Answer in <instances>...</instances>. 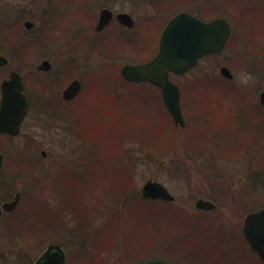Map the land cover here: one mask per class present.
I'll return each instance as SVG.
<instances>
[{
    "label": "rangeland",
    "instance_id": "1",
    "mask_svg": "<svg viewBox=\"0 0 264 264\" xmlns=\"http://www.w3.org/2000/svg\"><path fill=\"white\" fill-rule=\"evenodd\" d=\"M79 1L0 0V20L9 24L7 26L10 27L7 29H13L12 33L18 37L11 41L12 38H7L6 29V34L3 33L0 38V54L7 58L6 64L0 65V81L11 70H16L23 77L25 93L32 97V109L21 127L20 134L12 140L9 137H0L2 152L5 154L0 178L16 166L17 169L20 167L24 169L25 158L31 159L30 166L32 163L35 164L33 173L27 172L29 176L21 175L22 177L17 180L19 182L13 183L14 188L22 191V195L27 199L20 200L15 211L16 220H22L24 212L35 211L37 205L34 201L41 202L42 205L45 202L54 205L59 190L54 183L50 184L46 180V176L49 172L51 175H59L63 167L68 166L71 169L84 161L87 158L84 155L86 150L92 146L97 149L95 138L100 137L102 145L99 148L109 154H106L109 166L114 165L111 171H117L116 165L122 163V160L125 161L127 158L124 157L125 152H128L129 159L135 164L130 170L132 172L130 178L124 180L125 184L126 181H130V188L128 183L125 187L132 192L114 209L111 207L117 200L106 196L104 201H99V205L96 206H92V199L88 201L90 205L86 204L87 207L84 206L83 209L64 206L65 212L62 211L56 217L51 216L52 222L49 225L53 228L44 239L41 248L50 242L62 244L66 252L65 264H82L81 257L87 256H91V261L96 264H123L118 246L116 248L110 246L111 249L102 246L101 236L107 233L111 226L110 239L116 242L120 240L126 243L130 235L135 237L144 235V243L148 236L160 242L166 232H169L165 242L172 243L173 240L180 248L174 253L173 251L165 253L169 259L188 261L197 258L198 261H212L205 264L217 263L212 260L217 256L212 244L219 243L225 249L231 240L240 239L241 222L246 211L264 206V185L263 188L259 187L258 182L248 176L251 171L263 170L264 174V133L258 139V150H255L254 146L252 151L247 153L237 152L235 142H231L237 130L233 119L236 115L244 118L245 114L241 108L249 107V102L253 107L259 104V94L264 87L263 66L261 63L257 67L252 66L253 57L260 61L264 60V34L259 31L260 23L264 24V0L259 2L260 7L253 15L252 8L258 4L256 2L258 0H223L226 4V15L233 24V32L220 58L217 59L225 61L233 73V78L228 80L220 74L217 63L219 60L214 58L209 60L205 75L200 73L201 68L192 71L199 76L196 79L201 80L200 84H195L197 86L192 92L185 93L187 97L185 101L189 102L185 103L187 123L183 129L175 126L169 115L161 112V106L153 103L154 99L149 97L147 91L151 88L125 82L121 77V65L136 60L135 56L126 52L112 53L111 46L106 44H97L95 46L97 52L91 50L93 41L84 38L87 36L91 39L92 32L77 34L79 25L71 24L69 29L73 31H67L65 35L56 32V28L70 24V21L74 22L73 19L80 23L81 16L76 11L77 5L81 4ZM188 7L194 10L198 8L196 5L181 3L173 10ZM85 9L94 10V7L85 6ZM139 9L135 10L137 15L152 14L151 8L147 5H141ZM28 19L34 22L30 29L23 25V21ZM160 24V20H156L153 29L158 26L156 29L158 30ZM262 29L263 27L261 31ZM133 30L128 32L131 33ZM31 38L35 40L36 46L31 49L32 52H25L28 57L23 58L20 51H27L30 48L18 50V46ZM255 42L259 44L256 46ZM64 45L79 48L62 49ZM242 56L244 58L246 56V59ZM44 58L52 61L50 73H40L36 70L37 64ZM31 66L35 68L33 72ZM72 78L80 80L81 91L72 101L61 105L62 107L58 104L61 108L58 107L60 110L57 114L62 117L53 118L43 114L44 112H41L44 111L42 105L45 107L42 103L45 100L43 84L48 85L46 92L50 97L56 98L61 96V90ZM52 84H56L54 90L49 88ZM240 92L249 100L242 99L243 94L234 100ZM257 116L264 121V113L258 111ZM193 121H196L193 124L195 130L203 132L206 140L199 139L198 136L196 141L191 139L190 144L196 142L203 144L204 141L211 140L210 135L213 137L211 142H215L213 145L218 148L220 165L214 169L210 166H192V163L186 161L190 152L187 150L186 139L191 134ZM115 133L116 140L113 139ZM118 134L123 139H120ZM128 136H136L144 143L152 137L159 141L158 145L153 144V147L147 150L139 146L137 139ZM82 149L84 159H81ZM42 150L45 155L42 154ZM98 153L101 159L102 156L100 152ZM116 155L119 159L113 158ZM86 163L88 164V160ZM32 169L33 166L24 170ZM120 172L117 171L116 174L109 172L105 174L106 178H99L98 183L89 182L90 188L95 189L93 193L100 195L109 193L111 198L116 196L119 199V191L123 189L117 185L122 180L119 178ZM149 178L163 183L175 196L174 201L158 202V206H155L159 210L157 213L163 212L159 216L167 220L166 223L170 226L160 227L157 234L156 221L151 227L150 221L144 220L143 216L138 214V209L146 206V203L140 200V187ZM113 180L118 181L111 185ZM211 180L219 181L215 185L216 188L214 187L215 191L210 190V187H213ZM10 184L7 178L0 181V203L4 200L3 192L8 190ZM65 196L71 197L74 201L76 193L69 195L65 193L63 197ZM204 196L216 202L218 208L212 212L199 213L193 202L196 197ZM31 198L34 201L29 203L28 199ZM131 207L132 210H129ZM112 213L114 214L111 216ZM110 216L115 218L114 222ZM230 223L233 226L227 229V225L231 226ZM10 224L11 219L6 220V216L0 220V253H4L7 262H15L16 247H12L14 240L9 237L7 231ZM41 248L32 251L30 257L34 259ZM153 251L151 248L147 253ZM158 252L162 253L161 250Z\"/></svg>",
    "mask_w": 264,
    "mask_h": 264
},
{
    "label": "trees",
    "instance_id": "2",
    "mask_svg": "<svg viewBox=\"0 0 264 264\" xmlns=\"http://www.w3.org/2000/svg\"><path fill=\"white\" fill-rule=\"evenodd\" d=\"M78 13V12H77ZM76 15V14H75ZM74 22L70 21V24H67L61 28H56V32H61L65 35V33L67 31L72 32L73 30L69 29L71 28V24L74 25H78L79 21L74 20ZM83 24H89L88 20H85L84 18L81 19L80 21ZM7 25V23H4L0 20V38L1 36L4 34H6V29L9 28ZM65 27V29H64ZM69 29V30H68ZM5 30V31H4ZM4 31V32H3ZM13 29H7V38L11 39V41L15 38H18L17 35H15V33H12ZM9 33V34H8ZM15 35V36H14ZM35 40H33L32 38L30 40H27L25 42V44L18 46V50H25L24 48H30V50L27 51H20L21 55L23 58L28 57L27 54H25V52L29 53L32 52V50L34 49V47L36 46V44L34 43ZM35 45V46H34ZM60 45V43H59ZM32 49V50H31ZM35 70V68L33 66H31V71L33 72ZM57 84V83H56ZM56 84H52L50 85V89L54 90L56 87ZM44 86V91H45V96L48 95V93L46 92V85L43 84ZM58 87V86H57ZM59 93V92H57ZM243 93L240 92V94H238V96L234 97V100H237L239 98V96H242ZM244 95V94H243ZM245 96V97H244ZM242 96L241 98L244 100H247L248 97L246 95ZM240 98V99H241ZM249 100V99H248ZM43 104H46V100L42 101ZM257 107V108H255ZM262 105L259 104H255V106L253 107L251 105V103L249 102V107H243L241 108L242 112L245 114L244 118H239L238 115H236V118L233 119V121L236 122L237 125V130L235 131V137L231 140V142H235L234 143V147L235 150L237 152L239 151H243L244 153H247V151L249 152L250 150L252 151V148L254 147L255 150H258V145L256 144L257 141L259 142V138L260 136H262V134L264 133V121L262 120V118L257 116V112L261 111V113H264V109H262ZM42 110L41 111L43 114L48 115V110H46L45 107H43L42 105ZM42 115V114H41ZM169 115V113H168ZM50 117V116H49ZM170 117V115H169ZM53 118H61V117H53ZM170 120L171 117H170ZM237 133V135H236ZM118 136H120L118 134ZM170 134L167 136L169 137ZM120 136V139H123V137ZM129 138H133V139H137L138 142L140 143L139 146L142 147L143 149H147L150 150L151 147H153V144L158 145V141L159 140H155L156 138H150L149 141L147 143H144L142 139L137 138L136 136H128ZM96 148H94V146L89 147L86 150V153L84 154L83 149H82V155H81V159H84V155L87 156V158H85V163H83L84 161L82 160L81 163H78L75 165L74 168L69 169L68 166L63 167V170L60 171L59 175H51L50 172L48 174V176H46V180L48 182H50V184L54 183V185H56L57 189L59 190L58 196H57V202L54 205L51 204H47L45 202L44 205L40 204L41 202H36L33 200V198L28 199V202L30 203V201H34L35 204L37 205V209L35 206H33L35 209V211L32 212H24L23 216H22V220H16L15 223L14 221H11V224L8 227V235L9 237L14 240V246H12L13 248L16 247L15 250V254L16 255V259L15 262L17 264H30L32 262V258L30 257L32 251L41 248V246H43V241L45 238L48 237V234L51 232L52 228L49 224L52 222L51 216H58L61 214V212H65V207L64 206H71L73 208L75 207H80V209H83L84 206H86V204H89L88 201L90 199H92V206H96L97 204L99 205V201L103 202L104 201V196H106V198L109 199H115L117 200L116 204H112V209H114L119 203L120 201H124L126 200V198L128 196L129 193L132 192V190L130 191V189H126V184L128 183V188H130V181H126L127 183L125 184L124 180H127V178H130L131 176V168L133 169V166L135 165L131 159H129V155L128 152L123 151L125 161H121L122 163H119L116 165V167L118 168V172H120V175L122 180L121 182H118L117 185H119L118 187H122L123 189H121L119 192V199L116 196H113L111 198V195H109V193H104L102 195L100 194H94L93 188H90L91 186H89V182H99V178H106L105 174H116L117 171H111L112 170V166H109L108 162V158L106 156L109 155L108 153H105L104 151H102L99 146H101L102 141L100 137H96ZM114 140H116V133L114 135ZM122 141V140H121ZM85 149V147H84ZM101 154V159H99L98 155L99 153ZM84 154V155H83ZM110 157V156H109ZM119 159V157L113 156V158ZM112 158V157H110ZM106 159L105 161H102ZM122 159V157H121ZM120 159V160H121ZM26 162V166H24V169H31V167L33 166V169L31 171H25L22 167H20V169H17L18 166L15 167V169L11 168V170L8 171V174H4L1 178L0 181H3L4 179L7 178V180H11L12 182V186L8 188V190H5V193L2 197L3 199H8L10 198V196H12V194H14L15 191H17L14 186L13 183L14 182H19L17 181L19 177H22L21 175H25L26 177L29 176V174H31V172L33 173V170L35 168V164L30 166L31 164V159H24ZM86 160H88V164L86 163ZM100 161V162H99ZM102 161V163H101ZM78 165H80L81 167H78ZM37 167V166H36ZM120 168V170H119ZM77 169V170H76ZM133 171V170H132ZM29 174H28V173ZM8 175V176H7ZM6 176V178H5ZM24 176V177H25ZM109 176V175H108ZM250 179L256 180L258 182V186L262 187L264 185V174H263V170L260 171H251L250 172ZM60 177V178H59ZM110 177V176H109ZM118 180H113L111 181V185L114 184V182H117ZM120 181V180H119ZM124 182V183H123ZM254 183V182H253ZM87 184V185H86ZM260 184V185H259ZM263 188V187H262ZM54 189V188H53ZM113 189V187H112ZM87 190V191H86ZM21 192V199L23 198V200H27L25 199L26 196L22 195V191ZM92 192V193H90ZM71 194V193H76V198H74V201L71 197L69 196H65L63 197L64 194ZM96 193V192H95ZM91 194V195H89ZM88 195V196H87ZM87 196V197H86ZM126 196V197H125ZM125 197V198H124ZM142 202L146 203V206H144V208L138 209V214L140 213L144 218V220L146 221H150L151 227L154 226V221H156V234L158 231H160V227L163 226H169V223H166L167 220H165L162 216H159V214H163V212H159L157 213V208L155 206H158V202H162L159 200H145V199H140ZM141 203V202H140ZM162 203H167V202H162ZM90 205V204H89ZM87 207V206H86ZM133 207L129 208V210H132ZM159 211V210H158ZM132 213V211L130 212ZM114 213L111 214V216ZM158 214V216L156 215ZM110 216V217H111ZM162 217V218H160ZM112 222H114L115 218L111 217ZM60 224V222H59ZM171 225V223H170ZM149 227V226H148ZM150 228V227H149ZM111 230V231H110ZM132 230L130 229V232ZM169 231V230H166ZM165 232V231H164ZM83 233V232H81ZM112 229L110 226V229L108 230L107 233H103V235L101 236L102 239V246L105 247H109L110 246H114L115 248L118 246L119 247V256L123 261V264H133L134 262L138 261V260H143L146 258H165L166 260H169L170 262L173 261L175 264H193V262L195 264H205L206 262H212L211 260H201L198 261L196 260L197 258L194 259H188V261H178L175 259H169L167 257L168 254L165 255V253L169 252V251H173L172 253H174L175 251H178L179 245H176V243H174V241L172 240V243H167L168 241L165 242V240H167V238L169 236H166L169 232H166V234L163 236V240L159 241H154V239H151V237L146 240V242L144 243L143 240V236L144 235H137V237L130 235L128 237V241L125 242H121L120 240H118L119 242H116V240H111L110 237L112 236ZM133 233V232H132ZM134 234V233H133ZM79 236H81L79 234ZM104 236V237H103ZM80 239V237H79ZM158 239L160 240L159 236ZM162 239V238H161ZM232 242L229 244V246L227 245V247L225 249L223 245L221 244H216L213 243L212 245L215 247V250L217 251V256L214 258L213 257V262H217L215 264H264V261H262L257 254L250 249L249 245L245 242V240L243 239V237H240V239H233L231 240ZM114 242L116 244H114ZM113 245H112V244ZM44 248V247H42ZM41 248V249H42ZM153 248L154 251L153 252H148L149 249ZM41 249L39 250V252L41 251ZM111 249V248H110ZM159 250H161L162 253L158 252ZM180 250V248H179ZM225 251V252H224ZM215 254V253H214ZM165 255V256H164ZM91 256H87V257H81L82 264H96L94 262L91 261ZM5 255L4 253H0V264H7L8 262L5 260Z\"/></svg>",
    "mask_w": 264,
    "mask_h": 264
},
{
    "label": "water",
    "instance_id": "3",
    "mask_svg": "<svg viewBox=\"0 0 264 264\" xmlns=\"http://www.w3.org/2000/svg\"><path fill=\"white\" fill-rule=\"evenodd\" d=\"M110 18V11L103 8L97 28H101ZM118 18L126 25H132L133 19L128 13H119ZM23 25L30 29L31 20H24ZM230 33L228 22L221 17L204 21L199 17L181 11L174 15L163 28L159 38L157 53L149 61L140 64L125 63L120 69L122 77L128 81H148L161 89L162 100L176 125L184 126V118L179 105L180 90L170 81L169 73H184L193 66L197 59L208 53L220 52ZM7 58L0 54V65H4ZM50 62L43 59L37 64L38 70H48ZM219 72L225 78L231 79V70L222 65ZM81 87L80 80L72 79L62 90L64 99L75 97ZM259 102L264 108V87L259 94ZM28 110V101L24 93V83L21 74L11 70L0 81V132L16 135ZM44 154V151H42ZM3 154L0 153V167ZM140 195L145 200L174 201L175 196L158 180L147 179L140 187ZM20 199L16 193L11 200L0 205L2 210H13ZM194 206L200 209H212L214 202L197 198ZM242 234L249 247L264 261V207L250 211L243 219ZM66 253L57 242L47 244L32 264H64ZM8 264H17L10 262ZM134 264H172L164 259L150 258L137 261Z\"/></svg>",
    "mask_w": 264,
    "mask_h": 264
},
{
    "label": "flooded vegetation",
    "instance_id": "4",
    "mask_svg": "<svg viewBox=\"0 0 264 264\" xmlns=\"http://www.w3.org/2000/svg\"><path fill=\"white\" fill-rule=\"evenodd\" d=\"M260 1L261 0L256 1L258 4L253 6L252 15H253V13L256 14V11L259 9V7H260L259 2ZM79 2L81 4L77 5L76 11L80 14L81 19L84 18L85 20H88L89 24L85 25V24L80 22L78 24L79 26L77 27V34L78 33L83 34L86 32L89 33L90 31L92 32L93 37L90 35L91 39H89L87 36H85V38H84V40L93 41V44L91 45L90 49L97 52L96 50H98V49L95 48V46L97 44H106L108 46L110 45L111 49H112V53H123L124 54L126 52L128 54L131 53L132 56H135L134 58H137V59L132 61V62H129V63H134V64H140V63L147 62L152 57H154V55L157 53L158 48H159V38H160V35H161V32H162L164 26L169 21V19H171L178 12L185 11V12L191 13V14L199 17L200 19L204 20V21H210L212 19L221 17V18H224L228 22L229 27H230V33H229V35L225 41V44H224V46L220 52L208 53V54H204V55L200 56L197 59L196 63L193 66H191L184 73H174V72L169 73V79L173 83H175L180 90L179 105H180L181 113H182L183 118H184V126L176 125L174 122L173 123L175 124V126L179 127L180 129H183L187 123L186 119H185V117L187 116V112H185V111H187V110H185V103L189 102V101H185L187 98V97H185V95H186L185 93L186 92H192L193 89H195L197 86V85L195 86V84H200V80H201V79H196L199 76H196L194 74V72L192 73V71L196 70L197 68H201L200 70L202 72H200V73H203L202 75H205L204 73L209 66V60H211V58L219 60V62H217V63H219V68L222 65L226 66L225 61H220L221 59H217V58H220V55L222 54L226 44L229 42L230 37H231L232 32H233V24H232L230 18L227 17V15H226V4L224 3V1L223 0H80ZM82 3H84L83 4L84 6L82 5ZM85 3H87V4H85ZM181 3H188V5H190V6L196 5V6H198V8L194 10L191 7H188L186 9H181V10H177V11L173 10L175 7H177ZM141 5H147L148 7H150L152 10V14L137 15L135 10H140L139 8ZM85 6H87V7L92 6V7H94V10L93 9L92 10L85 9ZM103 8L110 11V18L101 28L98 29L97 24H98V20H99V16H100V11ZM119 13H128L133 19L132 25H126V23H123L118 18ZM163 18H165V19H163ZM156 20H160V23H161L158 30H156L158 26L155 29H153V23ZM241 24H242V21H241ZM33 25H34V22H33ZM262 27H263V29L261 31ZM132 29H134V30L131 33H129L128 30H132ZM259 31L262 33V35L264 34V24L263 23L262 24L260 23ZM81 38H82V36L80 37V39ZM257 41H259V36H258ZM258 44H259V42H258ZM258 44L256 43V46ZM71 48L76 49L79 47L70 46V45L62 46V49L69 50ZM241 54L243 55V53H241ZM242 58L246 59V56H245V58H244V56H242ZM44 59L49 60L50 68L48 70H45V71L38 70V69H36V70L40 73L41 72L42 73H50L52 70V66H53L52 61L49 58H44ZM41 60H43V59H41ZM252 62H253L252 63L253 68L257 67L261 63V66H263V76H264V60L260 61V59H258V58L256 59L253 57ZM188 74H189V77H187ZM190 76H192V77H190ZM72 79H74V78H72ZM176 79H178V80H176ZM229 80H231V79H229ZM128 83H131V82H128ZM132 83L142 84V85H145V86L151 88V89H148L147 91H148L149 97L154 99V102L153 101L152 102L157 104L159 107L161 106V112L165 113V115L166 114L168 115L169 112H168V110H167V108H166V106L162 100L161 89L158 86H156L153 83L148 82V81L132 82ZM46 86L48 88V85H46ZM49 88H50V85H49ZM62 90H61V96H59V97H56V98L53 97L52 98V97H50L48 92H47L48 95L44 97V99L46 100L45 108H48V116H50V117H62V116H60V114H57L60 110V109H58V107H60L61 105L65 104L67 102L72 101L80 93L81 87H80L79 93L75 97H73L72 99H69V100L64 99L62 97ZM152 93L155 96H153ZM26 97H27V101H28V110H27L25 118L23 119V121L21 123L20 132H21V127H22L26 117L28 116L30 110L32 109V97L30 96V94H26ZM196 98H198V96ZM195 102H193V103H195ZM163 109H165V111H163ZM170 117L172 118L171 115H170ZM194 122H196V121H193L191 123V125H192L191 132H190L191 134H190L189 138L186 139L188 141L187 150H190V152L188 154V158L186 159V161L188 160L189 162L188 161L187 162L189 164L192 163L191 164L192 166H196V167H198V166H210L211 169H214L215 166L217 167L218 165H220L219 164L220 163V159H219L220 155L217 154L218 148H216L213 145V144H215V142L214 143L211 142V140L213 141V137H211L209 135L211 140L208 139L207 141H204L203 144H201V142H196V143L190 144L191 139H194L196 141V139H197L196 137H198V136H199L198 137L199 139L204 138V140H206L205 139L206 136H203L204 135L203 132L200 133L198 130H195L194 125H193ZM202 123H204V122H202ZM195 125H196V123H195ZM20 132L16 135H11V134H8L5 132H0V137L5 136V137H9V139L12 140L14 137L18 136L20 134ZM257 143H258V141H257ZM2 151H3V148H2L1 143H0V153L3 154V160H2L0 170L3 167L4 158H5V154ZM42 151H44V150H42ZM216 154H217V156H216ZM43 155H45V152ZM212 162H214V164ZM211 173L212 172H210V174ZM213 173H215V172H213ZM211 181H212L211 183H213V187L209 184V186H211L210 190L215 191L216 189L214 190V187H215L216 183L219 181H214V180H211ZM10 182L12 184L13 181L10 180ZM11 184H10V187L12 186ZM253 186H254V183H253ZM253 189H255V186ZM16 193H20V199H21V192L17 190L14 192L13 196H11L8 199H4L3 201H1L0 205L4 201L11 200L15 196ZM197 198H203V199H207V200L212 201L211 199H209L210 197H208V196L196 197V199ZM250 198L253 199V197H250ZM20 199H19V202H20ZM195 200H194V202H195ZM19 202H18V204H19ZM194 202H193V204H194ZM212 202H214V201H212ZM18 204L11 211L2 210L0 213V220L2 219L3 216H6V220H10V219H11V221L16 220L15 211L18 208ZM214 204H215V207L212 209H209V210L196 208L195 206L194 207L199 213L212 212L218 208L217 203L214 202ZM253 210H256V209H251L249 211H246V213L244 214V216L242 218L241 227H240L242 237H243V234H242L243 219L247 213H249L250 211H253ZM232 226H233V224H231V226L227 225V229H229ZM222 228L225 229V226H223ZM60 245L62 246V244H60ZM43 250L44 249H42L38 253V255ZM38 255L32 260V262L30 264H32L34 262V260L38 257ZM167 261H169V260H167ZM171 263L175 264L173 261Z\"/></svg>",
    "mask_w": 264,
    "mask_h": 264
}]
</instances>
